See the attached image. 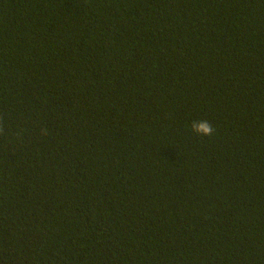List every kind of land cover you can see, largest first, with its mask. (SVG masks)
<instances>
[{
	"label": "trees",
	"instance_id": "1",
	"mask_svg": "<svg viewBox=\"0 0 264 264\" xmlns=\"http://www.w3.org/2000/svg\"><path fill=\"white\" fill-rule=\"evenodd\" d=\"M0 264H264V0H0Z\"/></svg>",
	"mask_w": 264,
	"mask_h": 264
},
{
	"label": "clouds",
	"instance_id": "2",
	"mask_svg": "<svg viewBox=\"0 0 264 264\" xmlns=\"http://www.w3.org/2000/svg\"><path fill=\"white\" fill-rule=\"evenodd\" d=\"M191 129L200 136L212 137L215 133L213 125L207 120H194Z\"/></svg>",
	"mask_w": 264,
	"mask_h": 264
}]
</instances>
